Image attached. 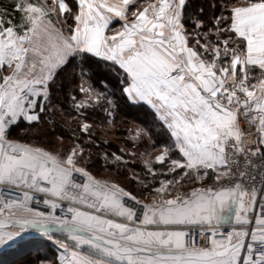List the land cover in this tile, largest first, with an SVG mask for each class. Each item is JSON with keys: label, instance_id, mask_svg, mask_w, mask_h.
<instances>
[{"label": "snow or ice", "instance_id": "1", "mask_svg": "<svg viewBox=\"0 0 264 264\" xmlns=\"http://www.w3.org/2000/svg\"><path fill=\"white\" fill-rule=\"evenodd\" d=\"M7 252L264 264V0H0Z\"/></svg>", "mask_w": 264, "mask_h": 264}, {"label": "trees", "instance_id": "2", "mask_svg": "<svg viewBox=\"0 0 264 264\" xmlns=\"http://www.w3.org/2000/svg\"><path fill=\"white\" fill-rule=\"evenodd\" d=\"M5 2H7V0H5ZM196 2L199 3L200 0H196ZM125 115L127 116V120H128L127 124H124L122 122L124 117H125ZM139 116H140V113H138L135 110H125V111H122L121 114L116 116V121L118 123V129L115 132V137H110V139H112L111 147H112L113 150L117 149L120 146V143L124 140V138L127 137L128 133H127V131L125 129L127 127H131L132 126L133 120H135L136 123L140 122V120L137 119V117H139ZM97 175L99 177H101V178L106 177V176L107 177H114V178L120 180L122 183L124 182L122 180V178L115 177V174L112 171L104 172V171L101 170V171L97 172ZM13 253L16 254V256L12 260H10V262H8V264H15V262L17 260L22 258L21 254L17 253V252H7L6 256H10L11 257V254H13ZM2 257H3V255H0V258H2Z\"/></svg>", "mask_w": 264, "mask_h": 264}, {"label": "rangeland", "instance_id": "3", "mask_svg": "<svg viewBox=\"0 0 264 264\" xmlns=\"http://www.w3.org/2000/svg\"><path fill=\"white\" fill-rule=\"evenodd\" d=\"M0 255H3L2 258H0V264H8V262H10V260H12L13 258H15L16 254H11L10 256H6V253H0Z\"/></svg>", "mask_w": 264, "mask_h": 264}, {"label": "built area", "instance_id": "4", "mask_svg": "<svg viewBox=\"0 0 264 264\" xmlns=\"http://www.w3.org/2000/svg\"><path fill=\"white\" fill-rule=\"evenodd\" d=\"M197 239L199 240V237H197Z\"/></svg>", "mask_w": 264, "mask_h": 264}]
</instances>
